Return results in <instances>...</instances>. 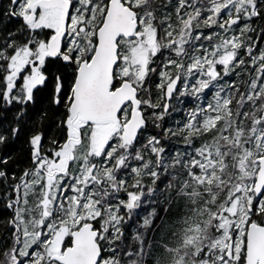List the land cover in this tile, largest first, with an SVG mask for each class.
I'll use <instances>...</instances> for the list:
<instances>
[{
	"label": "snow or ice",
	"instance_id": "snow-or-ice-1",
	"mask_svg": "<svg viewBox=\"0 0 264 264\" xmlns=\"http://www.w3.org/2000/svg\"><path fill=\"white\" fill-rule=\"evenodd\" d=\"M0 264H264V0H0Z\"/></svg>",
	"mask_w": 264,
	"mask_h": 264
}]
</instances>
